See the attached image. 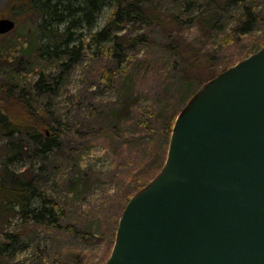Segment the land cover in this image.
Returning <instances> with one entry per match:
<instances>
[{"label":"rangeland","instance_id":"374dc122","mask_svg":"<svg viewBox=\"0 0 264 264\" xmlns=\"http://www.w3.org/2000/svg\"><path fill=\"white\" fill-rule=\"evenodd\" d=\"M30 1L0 0V19L15 22L10 33L0 35V109L18 121L40 117L45 126L38 142L24 132H0V183L9 173L19 175L64 217L58 230L24 229L16 216L4 220L0 243L2 233L23 237L0 255V264H105L126 204L163 170L176 118L205 81L264 47V0H244L258 21L233 42L223 37L241 25V3L127 0L159 13L165 28L144 20L125 22L117 32L127 58L123 65L95 56L93 49L55 58L43 48ZM114 1L100 0L92 32L106 24ZM189 18L192 23H185ZM203 19L214 20V28ZM52 25L60 33L66 23L53 20ZM92 32L85 23L74 27L68 49L80 42L75 34L87 42ZM182 40L201 51L200 73L188 70L189 62L168 49ZM52 134L58 148L43 151Z\"/></svg>","mask_w":264,"mask_h":264},{"label":"water","instance_id":"95a60500","mask_svg":"<svg viewBox=\"0 0 264 264\" xmlns=\"http://www.w3.org/2000/svg\"><path fill=\"white\" fill-rule=\"evenodd\" d=\"M14 28L0 19V35ZM105 264H264V47L176 118L163 170L126 204Z\"/></svg>","mask_w":264,"mask_h":264},{"label":"trees","instance_id":"16d2710c","mask_svg":"<svg viewBox=\"0 0 264 264\" xmlns=\"http://www.w3.org/2000/svg\"><path fill=\"white\" fill-rule=\"evenodd\" d=\"M223 1L226 5L242 4L244 18L239 21L241 25L223 37L225 42H229V40L233 42L237 33L239 36H246L250 33L253 25L258 20H256L254 11L246 6L244 0ZM99 7L100 0H31L29 4V8L36 13L40 20L38 29L45 41L43 45L44 50L54 52L53 56L57 59L59 56H66L68 52L71 54L73 52H90L93 49L91 53L95 56L103 57L107 60L113 59L118 65H123L127 63V58L126 54L123 53L121 37L118 36L117 32L125 22L134 19L139 21L144 20L150 24L165 28L162 16L156 11L147 12L140 3L129 2L127 0H115L106 24L100 30L92 32L95 18L100 11ZM174 19L178 20L175 17ZM53 20L59 23H66L62 32L59 33L58 29L53 28ZM192 21L193 19L189 18L185 20V23L191 24ZM213 21L203 19V23L205 25L211 24L212 29L216 23ZM82 23H85L88 30L92 33H90L87 42H84L80 35L75 34V37L80 42L78 45L72 47L70 51L67 44L72 41L73 34L71 30ZM168 34L172 38V33L168 32ZM65 37L66 39L63 42ZM168 49H172L175 52V56L183 63L189 62L190 67L188 70H191V72L200 73L202 71L200 66L205 64V61L204 59L202 60L201 51L196 50L190 43L182 40L180 45H171ZM116 75L114 74L113 77L116 78ZM211 79L205 81L204 84ZM40 82L39 92L43 94L46 92L44 89L45 84L42 81ZM44 126L45 121L40 117L32 116L25 121H18L17 119L8 117L0 109V132H4L7 135L13 136L17 133L24 132L33 141L38 142V139L41 137L40 130ZM171 131L172 127L168 131L169 134ZM57 139V134H52L42 145V150L49 151L57 149ZM16 155L17 153L14 156ZM2 179H6L7 182L0 183V228L4 220L6 221L8 218L15 216L21 220L24 229L29 228L31 225L41 228H51L53 230L60 228V222L64 217V212L54 202L48 200L44 193L38 191L31 182H27L19 177V175L13 173L3 176ZM22 237V234L12 235V233L8 232L2 233L0 255L7 254L13 246L20 243Z\"/></svg>","mask_w":264,"mask_h":264}]
</instances>
